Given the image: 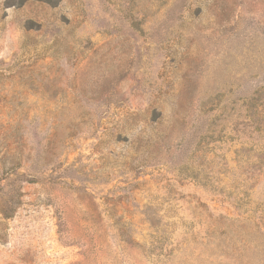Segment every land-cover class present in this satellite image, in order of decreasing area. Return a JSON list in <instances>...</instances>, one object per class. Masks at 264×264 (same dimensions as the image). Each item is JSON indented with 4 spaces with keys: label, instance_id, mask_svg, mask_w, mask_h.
Wrapping results in <instances>:
<instances>
[{
    "label": "rangeland",
    "instance_id": "374dc122",
    "mask_svg": "<svg viewBox=\"0 0 264 264\" xmlns=\"http://www.w3.org/2000/svg\"><path fill=\"white\" fill-rule=\"evenodd\" d=\"M0 264H264V0H0Z\"/></svg>",
    "mask_w": 264,
    "mask_h": 264
},
{
    "label": "trees",
    "instance_id": "16d2710c",
    "mask_svg": "<svg viewBox=\"0 0 264 264\" xmlns=\"http://www.w3.org/2000/svg\"><path fill=\"white\" fill-rule=\"evenodd\" d=\"M22 1L24 2V1H28V0H22ZM5 217H7L6 214H5Z\"/></svg>",
    "mask_w": 264,
    "mask_h": 264
}]
</instances>
